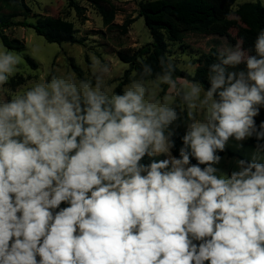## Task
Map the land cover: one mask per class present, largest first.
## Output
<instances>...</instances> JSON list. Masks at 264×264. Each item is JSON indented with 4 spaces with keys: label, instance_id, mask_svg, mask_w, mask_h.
I'll list each match as a JSON object with an SVG mask.
<instances>
[{
    "label": "clouds",
    "instance_id": "1",
    "mask_svg": "<svg viewBox=\"0 0 264 264\" xmlns=\"http://www.w3.org/2000/svg\"><path fill=\"white\" fill-rule=\"evenodd\" d=\"M254 50L221 49L207 90L162 56L155 73L138 58L121 93L93 58L92 79L53 74L0 94V264H264V163L239 160L230 176L214 166L230 138L264 140V29ZM19 63L0 51V93Z\"/></svg>",
    "mask_w": 264,
    "mask_h": 264
},
{
    "label": "trees",
    "instance_id": "2",
    "mask_svg": "<svg viewBox=\"0 0 264 264\" xmlns=\"http://www.w3.org/2000/svg\"><path fill=\"white\" fill-rule=\"evenodd\" d=\"M68 6L73 9L76 16L82 23L86 22V8L79 4V1L89 3L95 8L102 18L104 25L108 28L117 27L114 25L117 9L110 3V0H67ZM237 0H153L140 4L139 16L144 18L145 24L152 37V43L134 51L131 48L120 50L117 54L119 59L131 66V70L139 72L141 65L137 62L138 58H145V63L152 66L154 73L159 72L160 58L167 57L168 41L182 42L187 33H198L204 36L226 37L229 41L236 44L239 40L245 50H249L250 55H255L254 43L261 29H264V6L261 3H245L240 5L233 12V6ZM4 10L9 13L5 14ZM32 14L31 8L25 3V0H1L0 5V40L3 45L13 51L21 52L25 45L22 41L11 39L5 34V30L12 27L32 28L36 34L43 37L50 44H77L80 41L76 37L74 24L61 17L39 16L35 23H30L26 19ZM234 16V18H231ZM22 17L25 20L15 21L16 18ZM133 20H127L122 26V34L128 33L129 26ZM231 30L236 31L235 37L231 36ZM216 49H211L208 54H204L197 61L199 66L194 76H189L177 68L174 73L177 77H188L199 81L205 90L210 88L208 80V66L218 63ZM27 62L33 69H37L36 63L27 57ZM245 65L241 64L235 69L229 68V71L244 70ZM25 79L20 77L14 84L20 86L24 84ZM130 82L127 77L116 88V93H121L123 87ZM177 111L181 107L176 101ZM257 126L264 122V107L260 108L259 115L255 117ZM186 120H182L177 125L172 126L174 132L172 140L174 146L171 149L172 156L179 157V150L183 146L182 137L187 131ZM247 145L264 153V140H257L253 135L248 138ZM221 158L227 152L217 151ZM233 154L230 153V156ZM153 160H163L160 156H145L140 161L143 165H149ZM197 160L190 156V164H197ZM201 168L205 165H200ZM67 202H62L58 209L68 207ZM196 243H199L198 241ZM40 258L37 257V260ZM208 264V262H205Z\"/></svg>",
    "mask_w": 264,
    "mask_h": 264
},
{
    "label": "rangeland",
    "instance_id": "3",
    "mask_svg": "<svg viewBox=\"0 0 264 264\" xmlns=\"http://www.w3.org/2000/svg\"><path fill=\"white\" fill-rule=\"evenodd\" d=\"M149 1L153 0H110V3L117 9L114 21V25L117 27L108 28L104 25L95 8L87 2L79 1V4L86 8L88 19L82 23L76 16L75 11L68 6L67 0H25V3L32 10V14L26 21L35 23L39 16L67 19L74 24L76 37L80 43L50 44L43 37L36 34L32 28L19 26L6 29L5 34L11 39L22 41L25 48L21 52L9 50L0 40V51H10L20 58L15 74L10 78L9 83L3 86L0 94L11 99L17 94H22L34 84L50 79L53 74L74 73L77 79H92L90 65L93 58L110 63L112 74L107 83L116 92L117 86L126 77L130 79L135 72L131 70L129 64H125L119 59L117 53L128 48L137 51L152 43V37L145 20L139 16L140 4ZM245 3H261L264 6V0H237L232 9L233 12ZM4 13L8 14L9 11L4 10ZM231 18H234V16H231ZM24 20L22 17L15 19L17 22ZM127 20H133L134 22L129 26L128 33L122 34L120 26ZM230 33L232 37H235V30H231ZM238 42L240 41L238 40L236 44ZM236 44L226 37L204 36L189 32L182 42L168 41L167 57L173 59L179 70L186 72L182 70L185 65L199 66L197 61L202 55L208 54L211 49L220 51L224 48H234ZM27 57L36 63L37 69H33L29 65ZM20 77L25 79V82L20 86H16L14 81ZM163 89L160 92L161 96L164 95L167 86H163ZM178 103L182 109V103L179 100ZM247 139L243 141H236L234 138L229 139L224 149L227 154L221 158L219 164L214 165L219 169L218 176L221 174L230 176L233 171H238L237 161L239 160L250 162L255 157L258 162L264 163V153L248 146L246 144ZM230 153L233 155L230 156ZM159 156L162 159L168 158L165 154Z\"/></svg>",
    "mask_w": 264,
    "mask_h": 264
},
{
    "label": "crops",
    "instance_id": "4",
    "mask_svg": "<svg viewBox=\"0 0 264 264\" xmlns=\"http://www.w3.org/2000/svg\"><path fill=\"white\" fill-rule=\"evenodd\" d=\"M249 138V137H248ZM248 140V139H247ZM246 144H247V142H246Z\"/></svg>",
    "mask_w": 264,
    "mask_h": 264
}]
</instances>
